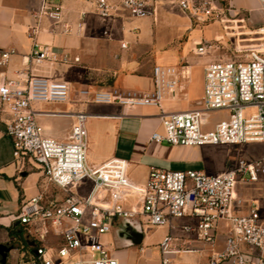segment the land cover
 I'll use <instances>...</instances> for the list:
<instances>
[{
	"label": "built area",
	"instance_id": "built-area-1",
	"mask_svg": "<svg viewBox=\"0 0 264 264\" xmlns=\"http://www.w3.org/2000/svg\"><path fill=\"white\" fill-rule=\"evenodd\" d=\"M170 1L198 22L223 13L219 0ZM258 2L264 11V0ZM158 5L159 0H96L95 12L105 19L119 16L120 11L136 18L155 17ZM35 17L38 23L28 30L33 45L24 58L27 67L17 72V78L0 81V113L7 114L0 118V134L10 137L16 158L37 164L46 179L38 194L19 210L27 240L34 243V250L24 253L19 264H119L104 237L126 222L142 230L171 227L159 243L162 264H174L175 255L199 252L194 244L213 243L214 232L222 226L227 232L226 247L211 258V264H264V191L251 197L236 191L239 184L264 183V159L240 157L221 173L151 166L144 184L130 179L123 158L90 164L89 114L34 108V104L71 100L68 82L33 73L35 66L59 61L52 46L36 39L39 21L46 17L63 33H79L83 19L75 28L65 22L63 0H42ZM214 47L212 40L203 39L193 52L208 56ZM15 54L14 47H0V67L7 66ZM182 79H189L187 70L155 64L150 91L81 89L74 100L160 108L163 132L151 135L156 142L189 147L264 142L263 48L254 46L247 54L209 61L200 106L166 111L164 99L183 91ZM211 112H224L226 117L208 128ZM41 116L73 118L68 138L48 136ZM181 219L186 221L177 223ZM50 235L60 236L61 244L45 245Z\"/></svg>",
	"mask_w": 264,
	"mask_h": 264
},
{
	"label": "crops",
	"instance_id": "crops-1",
	"mask_svg": "<svg viewBox=\"0 0 264 264\" xmlns=\"http://www.w3.org/2000/svg\"><path fill=\"white\" fill-rule=\"evenodd\" d=\"M95 2L63 0L65 22L75 28L83 19V28L79 33H63L61 26L55 28L46 17L39 21L40 31L36 39L52 46L58 53L59 61L35 66L33 73L68 82L71 100L34 104V108L87 112L89 163L96 166L113 157L123 158L128 162L130 179L144 184L151 166L174 169L188 161L190 153L201 151L204 146L189 147L152 141L151 135L163 129L159 116L161 111L156 106L129 108L117 102H83L85 104L80 108L65 110L46 108L44 105H69L76 101L74 98L81 89L95 92L113 89L122 92L150 91L153 88L152 70L155 64H159L176 66L188 72L189 79H182L183 91L175 98L166 97L163 102L166 111L181 110L184 108L176 106L174 102L191 96L196 69H201L204 92L205 66L210 57L208 55L209 58L200 61L201 57L194 54L193 50L204 38L184 16L168 12L158 5L155 17L136 18L120 11L118 17L105 19L95 12ZM41 3L42 0H0V47L17 49L9 64L0 67V81L17 78V72L27 67L24 58L30 54L33 45L28 30L38 23L35 14ZM182 40L185 42L182 50L164 49ZM64 56H67V61H63ZM76 57L78 61H75ZM5 117L7 114L1 112L0 118ZM50 119H62L65 122L63 130H55L48 121ZM39 121L48 136L65 140L74 120L63 116H41ZM13 150L10 137L0 134V244L12 247L7 264H19L24 253L34 250V243L27 240L25 226L18 214L23 202L38 194L46 182L37 164L29 159L16 158ZM216 170L221 173L219 169ZM185 221L181 219L177 223ZM118 229L116 227L106 235L104 241L118 258L119 264H162L159 243L171 231L170 226L142 230L137 244H132L129 237L119 236ZM214 236L213 243L194 244L200 248L199 252L173 256L174 264H211V258L226 247L227 232L224 226L216 230ZM61 240L60 236L50 235L44 244L57 247ZM221 264L232 263L225 261Z\"/></svg>",
	"mask_w": 264,
	"mask_h": 264
},
{
	"label": "rangeland",
	"instance_id": "rangeland-1",
	"mask_svg": "<svg viewBox=\"0 0 264 264\" xmlns=\"http://www.w3.org/2000/svg\"><path fill=\"white\" fill-rule=\"evenodd\" d=\"M94 1V0H92ZM223 8V13L219 18L210 19L204 22H198L182 12L176 3L170 0H159V6L165 8L168 12L179 14L189 19L193 29L201 34L205 39L212 40L214 51L210 57L215 59H231L237 54H247L249 48L260 47L264 49V11L261 9L258 0H219ZM113 16L111 18H116ZM223 19V20H222ZM228 27V28H227ZM249 32H252L249 34ZM210 33L213 34L210 36ZM215 33V34H214ZM187 38L185 39V41ZM185 42H174L173 46L164 49L182 50ZM182 46V48H181ZM200 61L205 57L199 56ZM192 94L187 99H180L174 102L178 107L189 109L199 107L203 96L202 72L196 69L193 76ZM75 97V96H74ZM85 103L72 101L69 105H44L46 108L75 110ZM226 117L224 112H211L208 115V128ZM55 130H63L65 122L62 119L48 120ZM163 127V126H162ZM163 132V129L160 131ZM240 157L263 158L264 142H250L236 145H206L201 151L190 153L189 160L175 166L174 169H201L209 173H219L231 168ZM86 189L81 190L85 192ZM238 194L244 196H254L264 191V183L260 184H239L236 189ZM177 231V230H176ZM175 231V232H176ZM11 264H15L14 262Z\"/></svg>",
	"mask_w": 264,
	"mask_h": 264
},
{
	"label": "water",
	"instance_id": "water-1",
	"mask_svg": "<svg viewBox=\"0 0 264 264\" xmlns=\"http://www.w3.org/2000/svg\"><path fill=\"white\" fill-rule=\"evenodd\" d=\"M118 235L129 237L132 244H137L139 242V239L141 238L142 229L126 222L119 227ZM11 249L12 247H9L6 244H0L1 264H7V257Z\"/></svg>",
	"mask_w": 264,
	"mask_h": 264
},
{
	"label": "bare ground",
	"instance_id": "bare-ground-1",
	"mask_svg": "<svg viewBox=\"0 0 264 264\" xmlns=\"http://www.w3.org/2000/svg\"><path fill=\"white\" fill-rule=\"evenodd\" d=\"M261 7V6H260ZM262 9V8H261ZM252 32H249V34H251ZM264 50V49H263Z\"/></svg>",
	"mask_w": 264,
	"mask_h": 264
}]
</instances>
